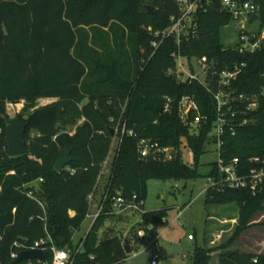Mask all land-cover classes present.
<instances>
[{
    "label": "trees",
    "instance_id": "trees-1",
    "mask_svg": "<svg viewBox=\"0 0 264 264\" xmlns=\"http://www.w3.org/2000/svg\"><path fill=\"white\" fill-rule=\"evenodd\" d=\"M196 1L189 26L195 33L183 40L180 49L190 69L195 72L194 63L206 57L212 68L209 86L216 90L219 75L239 67V76L227 90L258 96V107L237 117H248L249 122L237 127L235 135L227 134L222 147V156L226 160L238 157L247 172L253 166L252 158H264V43L254 53L239 52L238 44L226 46L222 28L234 20L232 12L223 6V0ZM237 1H251L260 7L261 23L256 31L260 33L264 29V0ZM179 14L177 0H0V264H39L35 260L15 263L12 253L41 239L48 240L44 246L49 264L53 262L51 246L75 254L81 240L74 243L73 234L86 220L90 196L104 178L103 163L120 118L126 119L127 128L134 129L138 137L159 140L174 151L168 159H144L138 153V138L124 135L104 183L110 194L137 195L144 202L151 179L201 175L198 160L211 150L214 140L213 93L198 80L180 82L169 73L176 67L172 56L178 48L175 38L157 49L152 46L153 32L167 29L171 17ZM184 96L194 98L205 117L196 127L185 125L179 116L178 104ZM167 98L172 99L171 112L164 111ZM40 99L56 100L38 106ZM22 101L30 152L11 157L6 143L7 106ZM69 149L72 160L59 173L55 164ZM184 149L196 158L194 167L184 162ZM208 176L218 181L216 161ZM40 178L37 188L29 186ZM28 190H35L36 197L28 196ZM205 193L207 204H238V223L231 241L264 211V190L253 194L217 182ZM112 216L105 213L95 221L74 264L127 260L124 240H139L137 232L131 238L112 229L102 231ZM166 218L165 209L144 212L141 225L157 228ZM154 232L148 231L147 236ZM213 251L197 245L194 264H212ZM217 261L264 264V253L227 249L218 254Z\"/></svg>",
    "mask_w": 264,
    "mask_h": 264
},
{
    "label": "built area",
    "instance_id": "built-area-1",
    "mask_svg": "<svg viewBox=\"0 0 264 264\" xmlns=\"http://www.w3.org/2000/svg\"><path fill=\"white\" fill-rule=\"evenodd\" d=\"M177 2L180 7L179 16L171 17V25L167 29L153 32L155 38L152 42V46L157 49L171 37L175 38L178 48L172 53V56L176 59V67L170 69L169 73L171 75H175L180 82L198 80L201 83L207 85L209 90L213 93L216 105V120L211 132V137L214 138L213 145L215 152L217 153L216 163L219 172V179L218 181H215L213 177H210L209 179L211 180V184L209 186H213L219 182L222 185H227L231 188L248 189L253 194L262 192L264 190V158H252L251 161L253 166L249 169V171L244 172L238 157L226 160L222 156L224 137L227 134L235 135L237 132V127L240 125H245L249 122L248 117H245L242 120H238L237 117L238 115L248 113L256 109L258 107V96H247L244 94L237 95L227 90L232 82L239 76L241 72L239 67H236L232 71H223L219 75L218 88L216 90H212V88L209 86L211 78L208 77V74L212 68L208 65L206 57H202L198 59L196 63H194L196 67L195 72L190 69L187 59L182 55L180 49L183 40L190 38V36L194 35L195 33V31L192 33L190 32L189 26L190 20L193 17V13L197 7V1L177 0ZM222 3L225 8L232 12L234 20L239 21L240 24H242V30L238 35L237 43L239 52L254 53L260 49L264 43V29L260 33H257L253 30H247L245 25L246 20L254 21L257 18L260 7L251 1L241 3L237 0H223ZM252 15H256L254 20H251ZM213 75H215V71H213ZM261 94L264 95V90L261 92ZM171 102L172 99L167 98L164 109L165 112H171ZM234 102L241 106L244 102L247 104L244 107L234 108ZM178 113L182 122L185 125L191 127H196L203 119H205V117L200 114L197 102L194 100V98L189 96H184L179 101ZM111 120L113 121V119ZM115 132V137L118 138V144L115 148L114 145H112L110 154L103 163V176L108 175L118 145L123 136L126 134L138 138V153L140 157L144 159L157 157H164L168 159L173 155L174 149L169 146L161 145L159 140H154L147 137H138L134 129L127 128L126 119H119L115 126ZM71 172L73 173L74 171ZM42 180L43 179L40 178L39 181L32 182L29 184V186H34L37 188V183ZM27 194L30 197H36L35 190H28ZM93 199L94 193L90 196V209L87 214V218L91 219L92 221L91 227L95 221L105 213H109L113 216L128 215L130 212L142 210L144 204V202L140 200L137 195L127 198L121 192L110 194L109 190L105 189V184L103 185V192L97 204H93ZM183 211L184 209L179 208V216H182L184 213ZM155 229L156 227L153 224L141 225V227H139L137 230L138 239L147 238V232L155 231ZM86 235L81 239L74 255L69 249H58L55 246H51L50 248L53 251L52 264H74L75 255L83 251ZM158 238V235L151 237V239L154 241L153 243H156ZM189 238H193V236L190 235ZM47 241L48 240L46 239H41L40 241L35 242L33 246L26 247L25 249L40 248L45 251L47 247L44 245H46ZM15 245L17 247H21V244L18 242H16ZM17 254L18 252H13L12 257L16 258ZM44 264H49L48 259ZM153 264H156V261H153Z\"/></svg>",
    "mask_w": 264,
    "mask_h": 264
},
{
    "label": "rangeland",
    "instance_id": "rangeland-1",
    "mask_svg": "<svg viewBox=\"0 0 264 264\" xmlns=\"http://www.w3.org/2000/svg\"><path fill=\"white\" fill-rule=\"evenodd\" d=\"M260 23L259 15L254 21L246 20V29L259 31ZM241 30L242 24L236 20L223 27L224 44L228 47L236 46ZM51 101V99H40L38 106ZM24 106V101L17 104L9 103L7 109L10 118L22 113ZM82 122L83 119L78 123ZM117 144L118 138L115 137L113 139L114 148ZM210 149L198 160L201 175L197 178L151 179L147 182L148 194L142 210L130 212L127 217L107 218L106 226L109 225L112 231L117 229L120 234L132 238L131 235L134 236V233L141 227L144 212L167 210L165 223H161L158 229H155L154 234H149L140 243L132 240L133 251L129 253L127 260L119 264H153V261H156V264H194V251L197 245H206L214 250L212 264H217L218 254L227 249H239L246 253H264V211L254 217L252 225L241 233L240 237L231 241L238 223V204L206 203L205 190L211 184L208 174L211 163L217 160L214 145ZM183 159L190 166L196 165V158L189 149L183 150ZM106 177L105 175L102 179L101 185L106 181ZM178 208L184 209L182 216L178 215ZM91 224V219L86 218L82 227L73 234L74 243L80 241L79 239L88 233ZM157 233L160 235L159 242L153 243L151 237ZM190 235L195 239L190 240ZM227 244H229L228 248L223 249L222 247H226Z\"/></svg>",
    "mask_w": 264,
    "mask_h": 264
},
{
    "label": "water",
    "instance_id": "water-1",
    "mask_svg": "<svg viewBox=\"0 0 264 264\" xmlns=\"http://www.w3.org/2000/svg\"><path fill=\"white\" fill-rule=\"evenodd\" d=\"M148 8H154L147 5ZM256 15H252L251 20H254ZM27 125L23 121L21 113L16 114L15 117L9 118L6 128V143L8 147V154L11 157H18L28 154V142L26 140ZM71 150H67L56 162L55 169L62 173L65 167L71 162ZM1 193V191H0ZM1 209V208H0ZM127 254L132 252L129 240L126 238L123 244ZM24 260L37 261L40 264H44L47 260L46 253L43 249H25L18 252L15 263H20Z\"/></svg>",
    "mask_w": 264,
    "mask_h": 264
},
{
    "label": "crops",
    "instance_id": "crops-1",
    "mask_svg": "<svg viewBox=\"0 0 264 264\" xmlns=\"http://www.w3.org/2000/svg\"><path fill=\"white\" fill-rule=\"evenodd\" d=\"M48 100V99H47ZM52 101L51 102H53V101H55L56 99H51ZM75 131V127L73 128V129H70V133H73ZM105 183V182H104ZM104 183H102V185H101V183L99 184V186H98V188H97V190H96V192L94 193V199H93V204L95 205V204H97V202L100 200V198H101V195H102V192H103V185H104ZM207 190V189H206ZM206 190H205V192H206ZM179 209V208H178ZM71 215H74V212L72 211L71 212ZM178 215H179V213H178ZM117 217H127V215H123V216H117ZM166 220H167V218H166ZM166 220H164V222L163 223H165V221ZM108 229H110L109 228V225H107L106 226V223L104 224V226H103V228H102V231H104V230H108ZM156 229H158V227L156 228ZM116 232H118L119 233V230H115ZM158 232V231H157ZM157 235H158V233H157ZM123 236L124 237H126L124 234H123ZM158 237H160V235H158ZM83 237H81L79 240H81ZM190 240H194L195 239V237L194 238H189ZM133 241H135V242H137V243H140L141 241H143V239H139V240H133ZM79 242V241H78ZM159 242V238H158V241L156 242V243H158ZM130 245H131V243H130ZM131 248H132V246H130ZM132 250H133V248H132Z\"/></svg>",
    "mask_w": 264,
    "mask_h": 264
}]
</instances>
